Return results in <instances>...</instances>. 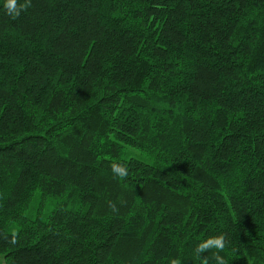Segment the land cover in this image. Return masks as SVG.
I'll return each mask as SVG.
<instances>
[{
	"label": "trees",
	"instance_id": "16d2710c",
	"mask_svg": "<svg viewBox=\"0 0 264 264\" xmlns=\"http://www.w3.org/2000/svg\"><path fill=\"white\" fill-rule=\"evenodd\" d=\"M3 3L0 264H264V0Z\"/></svg>",
	"mask_w": 264,
	"mask_h": 264
},
{
	"label": "clouds",
	"instance_id": "9594fccd",
	"mask_svg": "<svg viewBox=\"0 0 264 264\" xmlns=\"http://www.w3.org/2000/svg\"><path fill=\"white\" fill-rule=\"evenodd\" d=\"M24 7V5L18 6L17 0H4L3 3V9L5 10L6 14L12 18L18 17ZM113 171L120 174L121 176L127 174V170L124 167L118 165H113ZM225 246V238L222 235L213 236L199 242L195 248V252L197 255H201L208 250L215 249L216 252L213 254V258L217 264H229V261L220 254L225 249ZM172 264H177V261L173 260Z\"/></svg>",
	"mask_w": 264,
	"mask_h": 264
},
{
	"label": "rangeland",
	"instance_id": "374dc122",
	"mask_svg": "<svg viewBox=\"0 0 264 264\" xmlns=\"http://www.w3.org/2000/svg\"><path fill=\"white\" fill-rule=\"evenodd\" d=\"M132 155L135 156L136 158L143 159V160H147L146 155L144 153L138 151V150H133ZM38 199H39L38 196H36L35 198H33L32 203H31V206H30V210L33 209V207L37 204ZM52 201H53L52 198H46V197L41 198V206H42V208L45 207V204L44 203H46V206H48V204L50 202H52ZM26 215H29V212H27ZM14 226L15 227H18V224H14ZM0 259H1V255H0Z\"/></svg>",
	"mask_w": 264,
	"mask_h": 264
}]
</instances>
